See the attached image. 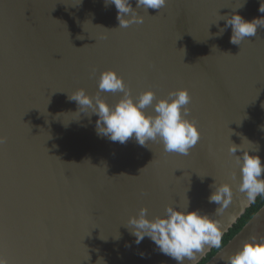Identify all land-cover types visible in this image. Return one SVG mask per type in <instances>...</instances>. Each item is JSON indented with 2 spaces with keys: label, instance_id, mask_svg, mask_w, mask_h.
Listing matches in <instances>:
<instances>
[{
  "label": "water",
  "instance_id": "1",
  "mask_svg": "<svg viewBox=\"0 0 264 264\" xmlns=\"http://www.w3.org/2000/svg\"><path fill=\"white\" fill-rule=\"evenodd\" d=\"M260 2L167 0L161 10L137 8L143 23L118 28L106 0H0V255L9 264H177L149 238L135 243L127 222L141 208L152 219L188 201L223 237L234 227L254 203L238 191L231 143L264 163V29L240 46L231 27L217 33L234 13L264 18ZM107 70L133 97L188 90L201 135L189 155L158 140L122 145L97 135L98 117L68 95L94 96ZM101 95L110 105L122 98ZM225 183L233 199L217 215L208 197ZM252 237L264 239V206L206 264H226Z\"/></svg>",
  "mask_w": 264,
  "mask_h": 264
},
{
  "label": "clouds",
  "instance_id": "2",
  "mask_svg": "<svg viewBox=\"0 0 264 264\" xmlns=\"http://www.w3.org/2000/svg\"><path fill=\"white\" fill-rule=\"evenodd\" d=\"M106 4L114 5L117 10L118 28H127L133 23H143L137 8L146 12L148 9L161 10L167 0H135V8L132 7V0H106ZM258 11L264 13V0H261ZM222 20L226 23L219 29L217 36H222L231 27L230 43L238 46L246 38L256 37L258 29H264V18L247 21L234 13ZM103 92L122 93V98L115 105H110L102 99ZM68 99L76 102L79 112L98 117L95 121L97 135L111 142L123 145L134 137L138 145L146 146L158 140L165 152L187 156L201 138L196 121L188 118L191 112L188 105L192 98L187 89L171 91L163 99H157L151 90L133 97L123 77L113 70H107L101 73L94 96H89L81 88L69 94ZM148 107L152 108L151 114L145 111ZM5 142L6 138L0 136V145ZM228 151L239 166L238 191L246 196L250 204L255 203L257 196H264V163L259 155H250V150H246L243 145L231 143ZM237 152L242 154L236 155ZM232 199V187L227 183L216 186L208 197L209 203L218 205L217 215L228 208ZM147 211L141 208L138 216L130 217L127 222L137 245L147 237L160 253L177 261V264H184L186 259L194 264L205 249L222 247L223 233L219 223L199 210L188 211V201L181 208L168 206L164 216L152 219L147 218ZM0 264H9V261L0 255ZM226 264H264V239L250 238L238 251L227 257Z\"/></svg>",
  "mask_w": 264,
  "mask_h": 264
},
{
  "label": "trees",
  "instance_id": "3",
  "mask_svg": "<svg viewBox=\"0 0 264 264\" xmlns=\"http://www.w3.org/2000/svg\"><path fill=\"white\" fill-rule=\"evenodd\" d=\"M264 206V196H259L256 202L246 211V213L239 219V221L230 229L222 239V247L215 249L208 254V256L200 263L206 264L212 257H214L221 249H223L253 218V216Z\"/></svg>",
  "mask_w": 264,
  "mask_h": 264
}]
</instances>
